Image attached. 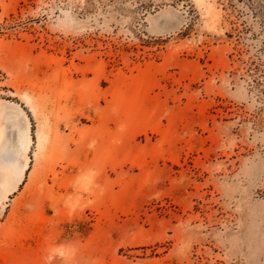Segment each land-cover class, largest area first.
I'll return each instance as SVG.
<instances>
[{
	"label": "rangeland",
	"instance_id": "rangeland-1",
	"mask_svg": "<svg viewBox=\"0 0 264 264\" xmlns=\"http://www.w3.org/2000/svg\"><path fill=\"white\" fill-rule=\"evenodd\" d=\"M0 264H264V0H0Z\"/></svg>",
	"mask_w": 264,
	"mask_h": 264
},
{
	"label": "bare ground",
	"instance_id": "bare-ground-1",
	"mask_svg": "<svg viewBox=\"0 0 264 264\" xmlns=\"http://www.w3.org/2000/svg\"><path fill=\"white\" fill-rule=\"evenodd\" d=\"M13 128L16 129L19 132L21 131L20 128H19V126H18V124H16V123L13 124ZM29 166H30L29 165V162H27L26 166L24 167V172H23L24 175L22 176V178H21V180L19 182V185L23 182V180L25 178V174H26L27 170L29 169Z\"/></svg>",
	"mask_w": 264,
	"mask_h": 264
}]
</instances>
